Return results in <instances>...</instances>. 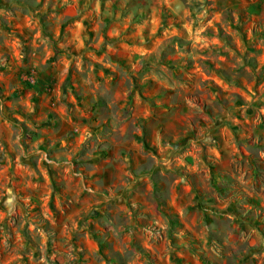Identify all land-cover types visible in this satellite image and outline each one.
<instances>
[{
    "label": "rangeland",
    "instance_id": "obj_1",
    "mask_svg": "<svg viewBox=\"0 0 264 264\" xmlns=\"http://www.w3.org/2000/svg\"><path fill=\"white\" fill-rule=\"evenodd\" d=\"M0 264H264V0H0Z\"/></svg>",
    "mask_w": 264,
    "mask_h": 264
}]
</instances>
